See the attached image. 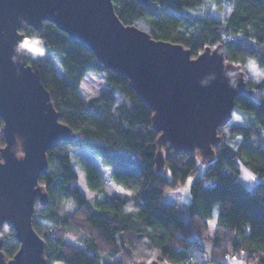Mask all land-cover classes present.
Returning a JSON list of instances; mask_svg holds the SVG:
<instances>
[{"label": "trees", "instance_id": "16d2710c", "mask_svg": "<svg viewBox=\"0 0 264 264\" xmlns=\"http://www.w3.org/2000/svg\"><path fill=\"white\" fill-rule=\"evenodd\" d=\"M215 1L113 3L123 23L142 24L154 39L182 44L191 50L192 57L205 46L222 43L225 59L239 61L243 70L248 57L264 68V0H228L231 10L223 20L209 16L208 10L198 11ZM24 31L44 38L45 55L36 59L28 56L27 62L38 70L59 119L76 134L74 140L61 141L47 150V169L38 176V181L45 183L47 201L41 203L36 198L32 223L45 241L46 264H125L134 251L146 249L158 250L155 260L159 264H227L231 253L246 263L264 264V79L250 85L252 74L244 70L251 94L235 97L233 115L239 123L233 130L241 134L236 146L223 140V126L218 127L221 138L211 159L203 157L199 149L174 152L164 143V166L158 170L154 158L159 133L152 125V110L128 79L106 69L89 47L71 39L53 22L44 21L41 29L28 27ZM89 72L104 77L106 86L85 100L78 85ZM0 140L5 142L3 127ZM72 146L91 147L109 166L113 181L124 187L137 186L136 194L108 195L97 166L81 158L88 187L99 193L94 201L89 200L75 184ZM198 156L206 164L201 174H196ZM240 165L262 180L247 186L239 179ZM224 167L231 174L224 172ZM190 174L196 176L183 214L164 197ZM206 178H213L214 184L204 186ZM63 200H72L74 208L68 211L60 203ZM129 201L133 211L125 210ZM216 208L213 235L208 237ZM10 228L13 231L3 238L2 245L6 258L19 247ZM191 233L208 237L211 251L206 262L192 256L189 246L195 243L188 238ZM241 249L243 257L239 256Z\"/></svg>", "mask_w": 264, "mask_h": 264}, {"label": "water", "instance_id": "95a60500", "mask_svg": "<svg viewBox=\"0 0 264 264\" xmlns=\"http://www.w3.org/2000/svg\"><path fill=\"white\" fill-rule=\"evenodd\" d=\"M44 21L83 42L106 69L125 76L151 108L159 133L154 158L158 170L164 166V143L174 152L199 149L203 157L213 158L221 138L218 127L232 119L235 97L251 94L241 65H224L222 43L205 46L192 57L182 44L154 39L148 31L123 23L113 0H0V117L6 144L0 149V225L12 227L19 241L17 251L6 258L0 238V264H46L45 241L32 223L36 198L47 201L37 187L38 176L47 169V150L76 137L59 119L28 55L15 51L20 30H39ZM229 71L236 75L230 78ZM18 143L23 158L16 156Z\"/></svg>", "mask_w": 264, "mask_h": 264}, {"label": "rangeland", "instance_id": "374dc122", "mask_svg": "<svg viewBox=\"0 0 264 264\" xmlns=\"http://www.w3.org/2000/svg\"><path fill=\"white\" fill-rule=\"evenodd\" d=\"M209 4H210V2H208V5ZM208 5H206L205 8L203 7V9L200 8L198 11L204 12L205 10H208L209 16H211L215 19H219V20H223L227 16V14L229 13V9H231V5H230V2L228 0L215 1L211 4L212 5L211 7L207 8ZM137 26H139L140 28H144V26L142 24H137ZM223 38L225 39L226 37L223 36ZM83 79H84V82L96 93L95 95L99 94L106 86V81H105L104 77L97 76V75L90 73V72L86 73V75L84 76ZM254 83H256V80L252 77L249 80V84L253 85ZM79 92L84 98L86 95H88V93L83 92L80 88H79ZM237 123H239V118L234 113L232 119L226 125H224L222 128L223 140L225 142L233 145V146H236L241 141V134L234 132V130H233V127ZM16 150H17V146H16ZM70 154H71L72 167L75 170V172L77 173V178L75 180V184H77V186L79 187L80 191L84 194V196L88 198L87 193L91 189L88 187L87 182H86L85 171H84V168L82 167L81 162H80L81 158H87L89 161L93 162L97 166V168L99 169V171L101 173L103 190H104V192L107 193L106 189L110 188L111 184L114 181L111 177V172H110L109 166H107L106 164L103 163L100 156L89 146H72ZM197 166H198V170H197L196 174L203 173L205 170L206 164L204 162H201L200 159H198V157H197ZM246 169L251 170V169H249L243 165H240V173L238 176H239V179L242 180L247 186H251V185L256 184L257 182H260L262 180V177L253 171L256 174V179L253 181H245L243 179V176L245 174ZM223 171L226 173H230L226 167L223 168ZM196 174L188 175L186 180L184 181V183L180 187L170 189L165 194V199L171 203L176 204L177 207L179 208V210L183 214H185L186 210H187V203L190 199V187H191L192 182L195 179ZM214 182L215 181L213 178H206L203 180L202 184L204 186H211L214 184ZM185 186L187 188L186 191L183 190ZM92 191H94V190H92ZM94 192H96V191H94ZM112 194H119V193H116L115 191H113ZM97 197H99V195H93L91 200L94 201ZM68 201H70L71 203L69 206H66V208L68 209V211H71L74 208V203L72 200H68ZM216 214H217V208L214 210V214L210 218V226L212 228L208 232V237H211L213 235V224L215 223ZM41 230H44V227H41ZM208 237L203 240L202 246H201V243H202L201 239L193 241L195 244L194 245L192 244V248L193 249L200 248V252H201L200 253L201 254L200 259H199V257L193 256L197 260L206 262L210 258V252L208 249L210 242H209ZM71 240L74 242L76 241L74 239H71ZM76 244L78 246H82L81 241H77ZM238 259H240V258H238Z\"/></svg>", "mask_w": 264, "mask_h": 264}, {"label": "clouds", "instance_id": "9594fccd", "mask_svg": "<svg viewBox=\"0 0 264 264\" xmlns=\"http://www.w3.org/2000/svg\"><path fill=\"white\" fill-rule=\"evenodd\" d=\"M231 9H229L230 11ZM20 35L22 39H20L16 46H15V51L17 53H22L30 56L31 58L35 59L38 57H43L45 55V41L44 38L40 35L33 34L29 35L27 34L24 30H20ZM14 59V58H13ZM239 61H234L231 59H225L224 60V65L227 66L229 64H238ZM244 70L252 74V77L256 80L257 83L260 82L261 79H264V68H260L257 65V61L254 57H248L245 64H244ZM227 76L230 78L234 77L236 73L229 71L226 73ZM230 84L234 87L235 86V81L234 79L230 80ZM79 88L85 92L88 93V95L85 96V100L90 99L92 96H94L96 93L84 82V79L81 80L79 83ZM94 87V86H93ZM3 127V124L0 123V128ZM6 147V144L4 141L0 140V149H3ZM16 156L17 158H23L24 153L20 150L19 143L17 144V150H16ZM199 159V156H198ZM3 161L0 160V164H2ZM243 179L245 181H253L256 179V174L251 171L247 170L245 171V174L243 176ZM37 187L44 189L45 188V183L43 180H40L37 182ZM138 190V187L133 185L132 187H124L123 185L117 184L113 182L111 184V187L106 189L108 195H111L113 191L116 193H119L121 195H126V196H134ZM184 191L187 190L186 186L183 189ZM93 195H99V193H96L92 190L88 191L87 196L88 199L91 200ZM61 204L65 206L70 205V201L68 200H63L60 202ZM126 211H133V204L131 201H129L128 205L125 207ZM12 229L9 227L7 223H4L0 225V238H5L8 237L12 233ZM75 239V237H72ZM159 255L158 250L156 249H151V250H144V252L140 251H134L131 260L125 261V264H133V261L135 264H140V261H145V264H151L153 260L156 259V257ZM245 255V252L243 249L239 251V256L243 257ZM232 264H246V262L243 259L237 260V258L234 256L232 257ZM247 264H254L253 261L247 262Z\"/></svg>", "mask_w": 264, "mask_h": 264}, {"label": "crops", "instance_id": "0c3cea01", "mask_svg": "<svg viewBox=\"0 0 264 264\" xmlns=\"http://www.w3.org/2000/svg\"><path fill=\"white\" fill-rule=\"evenodd\" d=\"M165 198V197H164ZM189 240L190 241H194V240H199V239H201L202 240V243H201V246H202V244H203V240L205 239L204 237H199L196 233H191L190 235H189ZM194 245V244H193ZM190 247V251H191V254H192V256H196V257H199V259L201 258L200 257V248H198V249H193L192 248V245H190L189 246ZM208 249H209V252L211 251V246L209 245V247H208ZM237 260H239L238 258H237ZM227 264H232V259H229L228 261H227Z\"/></svg>", "mask_w": 264, "mask_h": 264}, {"label": "built area", "instance_id": "2783aa9c", "mask_svg": "<svg viewBox=\"0 0 264 264\" xmlns=\"http://www.w3.org/2000/svg\"><path fill=\"white\" fill-rule=\"evenodd\" d=\"M234 256H235L236 258L238 257L236 254L231 253V254L228 255V259H232V257H234ZM246 264H247V263H246Z\"/></svg>", "mask_w": 264, "mask_h": 264}]
</instances>
